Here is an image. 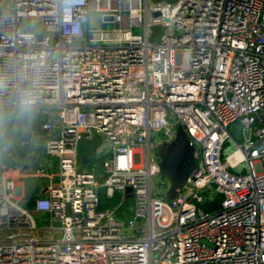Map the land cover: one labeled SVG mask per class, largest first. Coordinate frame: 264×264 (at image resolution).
<instances>
[{"label":"built area","instance_id":"obj_1","mask_svg":"<svg viewBox=\"0 0 264 264\" xmlns=\"http://www.w3.org/2000/svg\"><path fill=\"white\" fill-rule=\"evenodd\" d=\"M10 2L0 12V110L47 112L29 131L59 172L37 173L46 192L30 209L0 159V264H264V0ZM92 13L110 26L90 27ZM23 19L37 29L23 31ZM179 124L199 169L167 200L169 185L154 190L157 152ZM94 136L112 148L100 152L104 178L79 168V144ZM102 188L120 195L111 209ZM213 192L223 199L210 213L201 205ZM126 200L131 216L119 219Z\"/></svg>","mask_w":264,"mask_h":264},{"label":"crops","instance_id":"obj_2","mask_svg":"<svg viewBox=\"0 0 264 264\" xmlns=\"http://www.w3.org/2000/svg\"><path fill=\"white\" fill-rule=\"evenodd\" d=\"M26 111H34L37 114V117H41V113L35 111V110H26ZM17 111H13L12 113H16ZM46 118L40 119L43 123V120ZM21 129H25L26 131L32 130L27 128V126L23 125L21 126ZM19 129V131L21 130ZM30 132V131H29ZM9 131L7 132V129L4 130L3 133V139L7 144V149H9ZM99 137V136H98ZM101 138V137H100ZM102 141H105L103 138H101ZM11 151L7 153V156L11 154L13 156L12 150L17 153L20 151L21 153H17V160H13L11 157H7V160H4V162L7 164V174H9L12 177L17 178L19 181V184L22 185V195L24 198V203L27 205L28 208L34 209L35 200L45 195L46 187H45V181L43 179H40L37 175V173L41 169H47L48 173L51 177H53L55 180H58V172L59 167L58 163L54 159H50L45 154L44 144L43 140L39 138H32V141L29 143L21 141L19 134L17 138L11 139ZM107 146L109 144L105 141V143H102L101 146L97 149V155L101 158H106L107 155L100 154L101 151L107 150ZM14 157V156H13ZM8 165H13L14 168H9ZM105 172V171H104ZM95 173V172H94ZM96 174V173H95ZM99 177H103L102 174H97ZM105 177V176H104Z\"/></svg>","mask_w":264,"mask_h":264},{"label":"water","instance_id":"obj_3","mask_svg":"<svg viewBox=\"0 0 264 264\" xmlns=\"http://www.w3.org/2000/svg\"><path fill=\"white\" fill-rule=\"evenodd\" d=\"M155 16H158L156 13ZM106 21L114 20V17L105 16ZM231 131L238 140L242 139V131L238 124L231 126ZM21 141L29 143L32 141L31 132L21 129L19 132ZM160 159V172L168 181V190L165 194L167 200H173L182 191L189 178L198 171L199 159L196 146L190 141L183 125L179 124L174 139L171 142L163 143L158 148ZM129 197L133 198L131 189L127 190ZM71 214V206L67 205V215Z\"/></svg>","mask_w":264,"mask_h":264},{"label":"trees","instance_id":"obj_4","mask_svg":"<svg viewBox=\"0 0 264 264\" xmlns=\"http://www.w3.org/2000/svg\"><path fill=\"white\" fill-rule=\"evenodd\" d=\"M152 3H175L177 0H150ZM163 33V29L157 27L154 29V35L152 37L153 41H156L160 38ZM11 121L8 124L11 128L7 129L9 131L10 138H17L19 129H21L22 124L27 126L29 129H40L42 125V121L40 117H37L36 112L34 111H26V110H18L16 113H11L9 118ZM4 130L0 127V136L3 139ZM102 144V139L98 136H94L92 138H84L80 144L78 149L79 154V168L82 171L95 172L96 174H102L103 178L105 176L104 172V158H101L97 155V149ZM9 146V145H8ZM9 148V147H8ZM9 149H7V152ZM17 153H21L18 151ZM120 195H115L110 198L106 195L105 189L100 190V199H101V208L108 210L113 208L119 201ZM222 196H218L212 202H204L201 207L206 212H217L222 203ZM132 206L131 200H126L123 205V210H127V215H119V219H123L126 216H131V213L128 212V209Z\"/></svg>","mask_w":264,"mask_h":264},{"label":"rangeland","instance_id":"obj_5","mask_svg":"<svg viewBox=\"0 0 264 264\" xmlns=\"http://www.w3.org/2000/svg\"><path fill=\"white\" fill-rule=\"evenodd\" d=\"M10 7H11L10 0H0V12L1 13L9 12ZM36 24H37V22L35 19H23L22 22L20 23V27L23 31H34L37 29ZM89 25H90V27H94V28L110 26V25H105L102 23L101 15L99 13H92L90 15ZM134 33L135 34H141L142 31L139 28H135ZM12 112L13 111L6 110V109L0 110V127H2L3 129L11 128V126L8 124V122H10L11 120L8 118ZM40 115H41L40 119H42V117L48 118L46 111L41 112ZM173 130H175V129H173ZM155 138H156L155 141H157V142L162 141L163 140V132L160 131V132L156 133ZM11 139L12 138H10V141H9V151H11V145H10ZM6 142H8V140L5 141V139H2V137L0 136V150H1V147L6 144ZM102 143H105V141H102ZM228 146H229V149L227 151L228 154L232 153L237 148V146L233 142H230L228 144ZM107 150L109 152H112L111 146H107ZM12 153H13L14 158H17V153H15L14 150H12ZM7 157H8L7 153H4V154L0 153V159L7 160ZM8 167L14 168L13 165H8ZM243 168L245 169L246 172H248L247 166L244 165ZM162 182H164L165 184L164 183L162 184ZM167 183H168L167 179L165 177H163L162 175L156 177L154 179V190H157L158 188L163 189L165 186L169 185ZM205 196H206L205 202H212L209 200V196L213 197V199L215 200L219 195H217L215 192H213L212 194L206 193ZM36 222H37V226L39 228H41V235H44L45 231L43 230V227L49 225V216L47 214H44L43 216L42 215H36Z\"/></svg>","mask_w":264,"mask_h":264}]
</instances>
